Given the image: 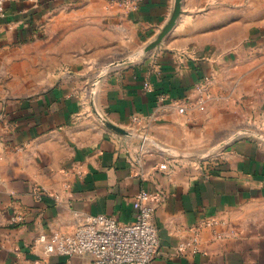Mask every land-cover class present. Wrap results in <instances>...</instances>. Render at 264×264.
I'll return each instance as SVG.
<instances>
[{"label": "crops", "instance_id": "obj_1", "mask_svg": "<svg viewBox=\"0 0 264 264\" xmlns=\"http://www.w3.org/2000/svg\"><path fill=\"white\" fill-rule=\"evenodd\" d=\"M124 1L5 3L0 264H91L37 239L129 223L143 189L163 194L152 264H264V0H184L149 51L175 0Z\"/></svg>", "mask_w": 264, "mask_h": 264}, {"label": "built area", "instance_id": "obj_2", "mask_svg": "<svg viewBox=\"0 0 264 264\" xmlns=\"http://www.w3.org/2000/svg\"><path fill=\"white\" fill-rule=\"evenodd\" d=\"M7 1L0 0V17L5 15ZM124 2L129 4L128 0ZM210 84V79L206 77L195 86L199 95L198 107L200 109H204L205 103L209 99ZM188 104L190 102L187 99L175 101V105L181 111L188 109ZM35 196L39 201H42L46 195L36 190ZM162 199L161 191L151 193L143 189L134 199L136 217L133 221L122 223L107 215H95L89 217L72 233L54 235L51 238L41 235L38 237L37 243L44 244L46 251L50 254L90 255L91 264H152L160 252L161 242L155 215ZM206 224L216 226L217 222ZM196 242L197 238H194L182 245L179 247V252L184 253Z\"/></svg>", "mask_w": 264, "mask_h": 264}, {"label": "water", "instance_id": "obj_3", "mask_svg": "<svg viewBox=\"0 0 264 264\" xmlns=\"http://www.w3.org/2000/svg\"><path fill=\"white\" fill-rule=\"evenodd\" d=\"M180 1L181 0H175L176 2V5H175V12H174V15H173V18L170 22V24L168 25V27L163 31V33L160 35V37H158L157 41L155 43H153L148 49L147 51H149L151 48H153L155 45H157L160 40L163 38V36L169 31L170 28H172V26L175 24V20L177 19V17L179 16L180 14ZM105 125H107L108 127H111L117 131H120L119 129L115 128L114 126L110 125L108 122H105ZM123 133V131H122Z\"/></svg>", "mask_w": 264, "mask_h": 264}, {"label": "rangeland", "instance_id": "obj_4", "mask_svg": "<svg viewBox=\"0 0 264 264\" xmlns=\"http://www.w3.org/2000/svg\"><path fill=\"white\" fill-rule=\"evenodd\" d=\"M183 4H184V0H181V1H180V6H179V7H180V14H179V16L177 17V19L175 20V24H174V26L176 25L178 19L180 18V15L182 14ZM175 5H176V2H175ZM60 65H62V63H60Z\"/></svg>", "mask_w": 264, "mask_h": 264}]
</instances>
